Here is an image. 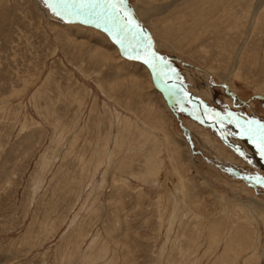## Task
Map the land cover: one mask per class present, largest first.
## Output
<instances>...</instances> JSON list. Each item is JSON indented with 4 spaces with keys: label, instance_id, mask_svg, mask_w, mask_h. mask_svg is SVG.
I'll return each mask as SVG.
<instances>
[{
    "label": "rangeland",
    "instance_id": "obj_1",
    "mask_svg": "<svg viewBox=\"0 0 264 264\" xmlns=\"http://www.w3.org/2000/svg\"><path fill=\"white\" fill-rule=\"evenodd\" d=\"M125 2L0 0V264H264V0Z\"/></svg>",
    "mask_w": 264,
    "mask_h": 264
},
{
    "label": "snow or ice",
    "instance_id": "obj_2",
    "mask_svg": "<svg viewBox=\"0 0 264 264\" xmlns=\"http://www.w3.org/2000/svg\"><path fill=\"white\" fill-rule=\"evenodd\" d=\"M45 5L52 10L53 14L62 16L69 12L70 8L76 7L77 0H44ZM103 3L104 7H111L115 13H123L125 17V26L131 25L137 30L138 34H143V29L132 18L130 12H125L123 7L125 0H79L80 7H99ZM251 131V129H250ZM256 132L264 140V125H261ZM264 156V146L261 147V153ZM257 182H260L259 180Z\"/></svg>",
    "mask_w": 264,
    "mask_h": 264
},
{
    "label": "water",
    "instance_id": "obj_3",
    "mask_svg": "<svg viewBox=\"0 0 264 264\" xmlns=\"http://www.w3.org/2000/svg\"><path fill=\"white\" fill-rule=\"evenodd\" d=\"M124 9H125V12H130L131 13V18L137 23L140 25V27L143 29V35L145 36L146 38V41L149 40L150 42V51L153 53L155 51V48H154V45L151 41V37L148 35L147 31L143 28V26L139 23L138 20L134 19L133 16H132V11L129 10V7L127 5V3L125 2L124 5H123ZM119 18L121 19V21L125 24V17H124V14L123 13H117ZM128 28H131L132 30H136L134 27H132L131 25H128L127 26ZM137 31V30H136ZM154 55V54H152ZM153 60V62H147V66L151 72V74L153 75V77L155 78L156 81H161V82H165V83H177L176 81H173L170 77L168 76H165L161 71L160 69L157 67L156 63H155V58L154 56L151 58ZM191 97L193 98V100L195 102H198L199 103V98L196 97V96H193L191 95ZM257 146H259L260 148L263 146V145H260V144H256Z\"/></svg>",
    "mask_w": 264,
    "mask_h": 264
},
{
    "label": "bare ground",
    "instance_id": "obj_4",
    "mask_svg": "<svg viewBox=\"0 0 264 264\" xmlns=\"http://www.w3.org/2000/svg\"><path fill=\"white\" fill-rule=\"evenodd\" d=\"M90 16H91V15H90ZM112 17H113V16H112ZM90 19H92V18H89V20H90ZM100 19H101V18H100ZM100 19H97L96 22L98 23V22H99L98 20H100ZM111 20H112V19H111ZM113 20H114V19H113ZM91 21H92V20H91ZM101 22H102V20H100L99 23L101 24ZM112 22H113V21H112ZM103 23H104V22H103ZM103 23H102V24H103ZM93 24H94V23H93ZM105 24H106V23H105ZM118 29H119V28H118ZM134 34H135V33H134ZM130 35H131V34H130ZM136 38H137V37H136ZM131 40H132V38H131ZM152 42H153V41H152ZM135 43H137V42H135ZM140 43H141V42H140ZM140 43H139V44H140ZM141 49L143 50V52H142V50H141V51L138 50V51H140V57H141V59L145 60V63L150 62V61H149V57H148V53H145V51H144V50H145V46L142 45V43H141ZM134 50H135V49H134ZM138 51H137V53H139ZM146 52H147V51H146ZM149 54H150V53H149ZM150 56H151V54H150ZM151 57H152V56H151ZM152 61H153V60H152ZM186 95H187V94H186ZM191 95H192L191 93L188 94L189 98H190L191 100H193V98L191 97ZM215 116H216V115H215ZM203 117H204V116H203ZM254 152H255V151H254ZM251 156H252V155H251ZM253 157H254V155H253ZM242 207H243V206H242ZM249 210H250V209H249ZM241 215H242V214H241ZM262 215H263V214H262ZM263 217H264V216H263ZM251 220H252V219H251Z\"/></svg>",
    "mask_w": 264,
    "mask_h": 264
}]
</instances>
